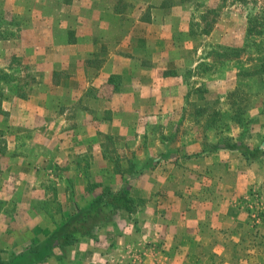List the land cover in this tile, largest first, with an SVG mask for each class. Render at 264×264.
<instances>
[{"label": "crops", "instance_id": "0c3cea01", "mask_svg": "<svg viewBox=\"0 0 264 264\" xmlns=\"http://www.w3.org/2000/svg\"><path fill=\"white\" fill-rule=\"evenodd\" d=\"M131 2L0 0V264H264V250L244 238L239 215L232 212L234 196L245 186L261 185L264 170L256 162H237L240 152L229 149L211 153L204 163L183 164L184 183H196L193 193H205L203 200L191 191L175 192L179 166L164 163L159 209L148 211L140 228L122 232L110 226L117 240L110 252H99L100 237L96 244H69L74 250L67 255L51 244L59 218L77 208L54 214L34 204L50 200L53 187L59 203L82 201L78 196L87 193H94V201L108 186L133 191L127 173L113 169L106 139L126 142L142 117L166 104V70L180 75L184 68L172 60L183 54L176 37L164 33L162 19L170 8L163 1ZM133 4L135 26L128 12ZM15 60L32 67L37 78L22 79ZM176 99L173 104H179ZM26 138L29 146L22 149ZM68 158L72 164L66 168L76 170L85 187L74 191V199L70 177L56 175ZM197 168L210 171L206 181ZM152 172L146 168L134 181L145 185L139 195L147 193ZM37 214L43 224L35 221ZM46 246L39 257L37 249ZM230 251L240 253L230 257Z\"/></svg>", "mask_w": 264, "mask_h": 264}, {"label": "rangeland", "instance_id": "374dc122", "mask_svg": "<svg viewBox=\"0 0 264 264\" xmlns=\"http://www.w3.org/2000/svg\"><path fill=\"white\" fill-rule=\"evenodd\" d=\"M123 1L117 0L118 6ZM127 1L137 5L140 2L145 4L151 2L155 5L163 1L170 8L162 19L164 33L166 36L176 37V43L183 54L181 56L180 53L181 58L178 59L177 56L172 60L179 61L184 68H181L180 75L176 70H166L168 73H165L163 84L166 104L148 113L147 117H142L138 122L139 128L136 126L132 128L126 142L124 138L116 137L114 141L106 139L105 144L113 156L112 161L110 160L113 169L115 168L118 174L127 173L128 179L125 183L127 182L126 186L132 183L130 186L134 187L133 191L130 190L132 195L138 194L135 196L138 207L132 214L109 212V215L98 218L99 222L93 223V220L88 218L81 222V229L90 231V234L80 237L78 241L96 244L94 239L100 237L97 244L101 253L110 252V244L112 246L117 241L113 238L110 226L113 225L122 232H125L127 227L140 228L146 221L144 218L146 213L159 209L156 202L158 195L164 191L162 180L164 163L179 166L176 167L180 170L176 175L183 181L178 182V187L175 184L174 191L182 194L191 191V196L194 194L197 200H203L205 193H193L199 188L196 183L192 182L190 187L186 186L182 169L184 163H204L205 157L213 152L220 149L239 151L233 147L244 145L250 149L262 148L261 155L248 157L239 151L237 162H246L249 165L256 162L258 165L261 164V169L264 170V69L260 68L264 56V26L260 24L263 23V19L256 17L264 15V0ZM135 10V4L128 10L131 11L130 18L134 26L137 20ZM248 19L252 20L251 27ZM134 31L137 29L134 28ZM13 64V67L20 71L22 79L37 78L33 68L26 66V63L15 60ZM177 97L179 104H173ZM27 140L22 139V149L28 148ZM37 145L46 146V151L49 150L48 143L41 142ZM67 161L68 163L56 167V175L60 178L59 175L66 173L70 177L74 185L73 188L70 187L69 195L74 199L76 198L74 191H83L85 187L83 180L77 179L79 177L77 171L66 168L72 164L69 158ZM146 168H152L154 173L152 172L149 180L147 193L141 196L139 194L145 185L141 183L136 185L134 181ZM197 170L198 175H202L203 181H206L205 178L210 171H207V174L205 170L202 172L199 168ZM165 172H168V169H165ZM200 188L204 191L210 189L207 184H202ZM98 191L100 190L97 189ZM55 194L53 187L48 195L50 200L34 204L37 210L42 209L54 214L60 211L68 213L73 205L76 206L75 209L88 207L93 202L94 195L87 193L78 196L79 198L83 196L82 201L59 203L54 200ZM234 197L237 205L235 208L239 209L232 208V212L235 213L236 210L239 215L238 225L243 231L244 238L253 241L264 250V182L261 185L245 186ZM66 218L68 217L59 218L60 225ZM35 221L37 223L41 221L43 224L44 220L37 214ZM57 239L51 243L56 249L62 246V250L66 252L64 255L68 254L67 251L74 250L64 245L60 238ZM140 241L136 240V243ZM81 248L79 245L76 249ZM230 252V257L235 255V252L240 253ZM241 254L243 259H246L248 252L244 249ZM232 262L230 261V264Z\"/></svg>", "mask_w": 264, "mask_h": 264}, {"label": "trees", "instance_id": "16d2710c", "mask_svg": "<svg viewBox=\"0 0 264 264\" xmlns=\"http://www.w3.org/2000/svg\"><path fill=\"white\" fill-rule=\"evenodd\" d=\"M253 16V15H252ZM250 16V17H252ZM257 19H263L262 26H264V15L256 16ZM255 17V18H256ZM255 20V19H254ZM252 20L248 19V24L251 27ZM249 27V29H250ZM260 68L264 69V56L261 59ZM233 149L241 151L245 156L248 157H257L261 155L262 148L258 147L256 149H250L248 146L244 145H235ZM138 207L137 198L133 197L130 194V191L126 188L113 191L111 189L104 190L88 207L81 208L77 207V210L64 222L58 226L52 240H58L60 238L63 240L64 245H72L79 240L80 237L90 234V231H85L81 229V222L88 218L92 219L93 223L98 221L101 216L109 215L108 213H116L118 211H126L130 214L135 213ZM99 222V221H98ZM101 227V225H100ZM99 227V228H100ZM83 230V231H82ZM60 242V241H59ZM62 243V242H61ZM52 244V243H51ZM48 251V247H42L37 249V252L40 254H45ZM45 252V253H44ZM18 264H27V261L21 260Z\"/></svg>", "mask_w": 264, "mask_h": 264}]
</instances>
